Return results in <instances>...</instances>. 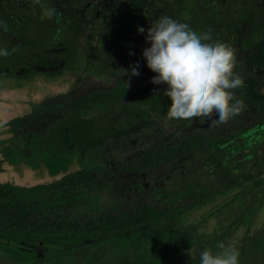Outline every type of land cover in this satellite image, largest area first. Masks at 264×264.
Masks as SVG:
<instances>
[{
  "label": "trees",
  "instance_id": "trees-1",
  "mask_svg": "<svg viewBox=\"0 0 264 264\" xmlns=\"http://www.w3.org/2000/svg\"><path fill=\"white\" fill-rule=\"evenodd\" d=\"M122 4V20L117 19L115 23L124 43L136 32L133 18L137 16L140 20L153 14L154 20L166 15L187 23L198 33L210 31L214 39L230 44L236 50V70H243L240 74L244 79V86L235 89V95L243 99L245 114L252 113V126L264 121V91L261 90L264 84V0H124ZM146 47L150 44L143 37L136 44L138 55H130L132 50L123 45L114 50L94 51L95 57L90 59L86 72L76 75L67 91L32 103L29 112L10 120L9 158L12 160L22 156L30 164L36 152L44 154L42 144L47 132L59 120L71 115L90 119L96 126L92 138L79 147L81 161L89 146H102L104 150L100 163L83 165L50 182L27 186L0 181L1 251L25 261L23 264H40L45 261L36 246L60 245L64 241L99 242L102 237L109 240L117 235L146 240L158 226L170 230L168 238L173 242L170 249L177 243L179 251L192 246L186 238L187 232L196 237L199 245L204 235V245L215 250L213 240L207 241L205 233L197 231L200 223L208 219L193 228H188L190 224L185 225L181 220L192 209L223 196L226 199L211 211L213 218L210 219L216 220L213 231L233 243L242 237L236 232L244 229L246 220L249 222L246 233L254 227L256 223L250 215L260 204L263 206L259 193L264 194V180L242 177L243 169L250 167V154L244 150L250 146V139L240 143L243 147L233 146V139L239 143L240 136L232 133L237 116L208 133L194 131L199 127L195 122L191 126L182 121L164 131L163 123L159 125L156 117L140 106L146 98L159 104L165 97L162 93L166 85L153 84L151 78L156 73L149 68L143 73L139 70V76H124L125 69L130 72V66L136 62L139 69L144 65L141 55ZM108 54L122 57L109 64L105 77L93 69V63H101V58ZM140 109L145 117L139 119L136 112ZM242 111L244 113V109ZM159 113L161 120L165 112ZM111 117H116L115 123L120 126L115 132L105 133L103 121ZM250 132L247 127L241 134ZM109 137L112 145L106 142ZM114 146L118 150L114 151ZM238 150H242L240 157L233 155ZM183 162L189 164L185 173L180 170ZM172 166H175L170 170L175 173L172 176H168L170 172L164 176L158 170ZM233 188L241 191L229 197ZM226 210L229 212L225 213ZM226 216L229 220L224 219L222 223ZM243 236L236 245L246 241L253 253L241 256L240 264H260V257L248 259L264 249V236H245V232ZM31 254L35 257H30ZM170 254L172 264H182V259L189 257L182 252ZM195 257L199 259V255ZM154 262L158 264L161 260Z\"/></svg>",
  "mask_w": 264,
  "mask_h": 264
},
{
  "label": "rangeland",
  "instance_id": "rangeland-1",
  "mask_svg": "<svg viewBox=\"0 0 264 264\" xmlns=\"http://www.w3.org/2000/svg\"><path fill=\"white\" fill-rule=\"evenodd\" d=\"M50 3L56 7L54 0H50ZM1 20L6 22V17L3 13ZM9 20L11 25L8 30L0 31V48H7L11 52L14 47L18 46L19 51L7 57L0 56V181L32 186L42 182L53 181L68 172L79 169L83 165L89 167L95 163H100L104 150L102 146L87 147L84 161H81L79 147L92 138L96 126L92 120L78 118L74 115L66 116L59 120L47 132L42 144L44 154L38 155L39 153L36 152V155L29 161L30 164L22 156H18L14 160L9 158L11 156L9 143L12 138L10 120L29 112L32 103L39 102L50 94L67 91L76 75L86 72L90 59L95 57L93 50L86 49L85 39H82L85 37V33H78L77 29L72 26L67 27L65 21L59 23V26L63 29L60 32V40L54 42L53 38L57 33L54 20H57V18L54 17L51 20L41 19V9L35 3L27 7V10H21V12L19 10L13 11ZM86 32V36L89 37L88 29ZM132 36L137 35L132 34ZM137 43L125 42L123 46L132 50L133 54L138 55ZM121 57L122 55L108 54L101 58V63H93V69L97 73L102 72L106 77L109 64L119 60ZM141 57L144 65L139 70L143 73L148 67L143 55ZM236 71L239 73L243 72L242 69H237ZM263 87L262 90H264ZM162 98H160L161 100L158 99L160 103L157 100L159 104H154V100L146 98L140 107L155 116L156 120L159 121V125L163 123L165 126H161L164 131L170 130L179 121H182V124L193 126L194 118L168 119L166 112L171 100L167 96ZM160 111L165 112V117L161 120H159ZM136 114L139 119L145 117L142 109L138 110ZM116 119V117L104 119L103 132H115L117 127L120 126L115 123L118 121ZM252 124L254 123H251V115L241 111L237 115V121L232 125L233 136L236 133L240 135L237 138L239 143H236L233 139L232 144L233 146L239 145L241 147L242 145L243 147V144L240 143H246L250 139V146L244 148L250 154V167L244 168L243 174L242 171L240 174H242L243 178H251L254 181L257 179L264 180V128L253 133L252 136L241 134ZM198 125H200V122H198ZM106 142L112 145L110 137ZM113 150L118 149L114 146ZM241 152L242 150H238L233 152V155L238 157ZM184 164L189 166V164L183 162ZM247 166L248 164L245 165V167ZM172 168H175V166L158 170L162 171L165 176ZM164 176L161 178L163 179ZM236 191L239 192L241 189L233 188L228 194L229 197ZM259 196L263 197V206L260 204L263 208L260 207L253 215H250L256 224L254 227H250L248 229L249 232L246 233V229L249 227V222L246 220L242 226L244 229L239 227L238 231L236 229L238 236L244 237V232L245 236L256 235L259 238L264 236V231L261 230L264 229V194L259 193ZM225 199L226 196L212 199L205 203V206L192 209L182 216L181 222L185 225L190 224L187 227L193 228L194 225H199L201 220L208 219L206 222L200 223L197 230L198 234L204 232L206 240H213L214 244L219 241L226 244L229 243L225 236H220L217 231H213L216 220L210 219L213 218L211 211ZM259 202L260 200L256 202V205ZM224 212L228 213L229 211L226 210ZM228 218L226 216L221 222L223 223ZM180 233L182 234L183 231H180ZM229 233L224 232L226 235ZM169 234L170 230L168 228L158 226L152 229L146 240H136L137 238L130 240L117 235L109 240L105 239L108 237H102L103 239H100L102 241L99 242L87 240L83 241L84 243L82 244L81 242L70 243L69 241H64L60 245L36 246V249L39 251L40 257L45 261L40 264H123L129 261H134L132 264H153L155 260H161L158 264H172V256L170 254L172 252L188 254L189 257L182 259V264H199L200 261L199 259L196 260L195 256H200V249L202 251L203 248H208V246L204 245V235L201 239L202 243L199 245L196 237L187 235L186 232V238L190 239L192 246L190 245L191 247L188 246L186 249L179 251L177 250L179 248L178 243L174 246L176 249L174 247L170 249L173 242L172 240L169 242ZM212 236L215 237L212 238ZM242 237L239 238L242 240ZM238 239H235L233 243L239 250V259L245 253H253V250H251L252 246H246L248 243L246 241L236 245ZM191 248L192 254L190 255L188 250ZM26 254L29 253L26 252ZM30 257H35V254H31ZM259 257L261 259L260 264H264V249L258 250L248 260ZM23 262L25 261H21L18 257L11 254L8 255L0 250V264H23ZM154 263L157 264L156 262Z\"/></svg>",
  "mask_w": 264,
  "mask_h": 264
},
{
  "label": "clouds",
  "instance_id": "clouds-1",
  "mask_svg": "<svg viewBox=\"0 0 264 264\" xmlns=\"http://www.w3.org/2000/svg\"><path fill=\"white\" fill-rule=\"evenodd\" d=\"M41 9V19H59L57 8L50 0H33ZM145 40L150 47L143 49L147 67L156 75L151 82L166 85L163 95L171 100L167 107L168 119L205 117L210 123H224L239 114L244 101L237 98L235 89L244 86L242 75L236 71V50L227 42L216 40L211 32L198 33L187 23L168 16L150 21ZM6 22L0 20V31H7ZM57 29L54 42L60 40ZM139 33L145 28L138 26ZM11 52L0 48V56ZM130 55L133 53H129ZM139 62L125 69V75L139 76ZM192 254V248L188 250ZM239 250L229 242H218L215 250L205 248L199 256L200 264H240Z\"/></svg>",
  "mask_w": 264,
  "mask_h": 264
},
{
  "label": "flooded vegetation",
  "instance_id": "flooded-vegetation-1",
  "mask_svg": "<svg viewBox=\"0 0 264 264\" xmlns=\"http://www.w3.org/2000/svg\"><path fill=\"white\" fill-rule=\"evenodd\" d=\"M54 2L59 16V19L54 20L57 29L62 30L63 28L59 26V23L65 21L67 27L72 26L77 29L78 33H85V37L82 39H85L84 44L86 45L87 50H114L124 44L123 37L119 36L120 28H117L118 24L115 23L117 19L122 20L121 10L124 0H54ZM30 5H33V0H0V20L3 13L6 17V24L9 28L11 25L9 19L12 16V12L17 10L20 12L21 10H27V7ZM137 18V16L133 18V31L137 32H133V34H136L137 36H131V40L127 41L128 43H140V40L145 37L144 35H146L147 29L151 26L150 21L154 20V15L145 16L140 20ZM138 26L144 27L145 33H139ZM87 29L89 37L86 36ZM139 35L140 38L138 37ZM263 86L264 84L261 86V90ZM243 109L244 113H246L245 108ZM250 115H252V113ZM253 115L256 116L255 114ZM194 119L196 124L200 122L199 127L194 128V131H204L206 133L218 127L219 124H226V122L213 124L205 117ZM248 128H250L252 132L247 134L252 136L253 133L264 128L263 121L260 122V124L255 123L254 126L251 125ZM186 168L187 165L185 164L181 166L180 170L182 173L186 172ZM174 174V172H170L168 176Z\"/></svg>",
  "mask_w": 264,
  "mask_h": 264
},
{
  "label": "water",
  "instance_id": "water-1",
  "mask_svg": "<svg viewBox=\"0 0 264 264\" xmlns=\"http://www.w3.org/2000/svg\"><path fill=\"white\" fill-rule=\"evenodd\" d=\"M179 171V170H178Z\"/></svg>",
  "mask_w": 264,
  "mask_h": 264
}]
</instances>
